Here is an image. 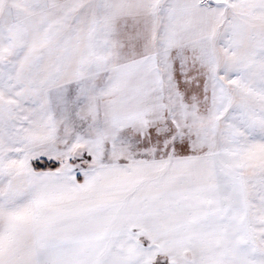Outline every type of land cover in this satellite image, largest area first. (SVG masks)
<instances>
[{"label":"snow or ice","instance_id":"snow-or-ice-1","mask_svg":"<svg viewBox=\"0 0 264 264\" xmlns=\"http://www.w3.org/2000/svg\"><path fill=\"white\" fill-rule=\"evenodd\" d=\"M0 264H264V0H0Z\"/></svg>","mask_w":264,"mask_h":264}]
</instances>
